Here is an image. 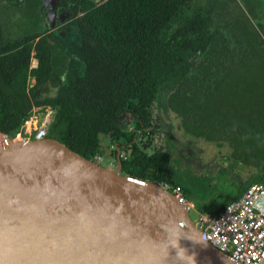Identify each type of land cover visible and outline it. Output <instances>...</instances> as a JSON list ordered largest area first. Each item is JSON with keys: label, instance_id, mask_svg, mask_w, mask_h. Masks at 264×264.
<instances>
[{"label": "trees", "instance_id": "16d2710c", "mask_svg": "<svg viewBox=\"0 0 264 264\" xmlns=\"http://www.w3.org/2000/svg\"><path fill=\"white\" fill-rule=\"evenodd\" d=\"M56 8L70 14L63 33L46 23L43 0H0V132L16 135L35 107H52L48 137L87 158H113L111 145L126 135L121 116L149 130L155 103L184 132L245 155L264 182V0H57ZM7 13L20 18L13 29ZM131 145L123 174L180 184L191 201L198 181L203 193L211 186L210 176L175 168L169 151ZM240 195H219L209 212Z\"/></svg>", "mask_w": 264, "mask_h": 264}, {"label": "water", "instance_id": "95a60500", "mask_svg": "<svg viewBox=\"0 0 264 264\" xmlns=\"http://www.w3.org/2000/svg\"><path fill=\"white\" fill-rule=\"evenodd\" d=\"M43 1L56 21L57 0ZM122 169L119 154L113 167L54 137L5 134L0 264H237L170 191Z\"/></svg>", "mask_w": 264, "mask_h": 264}, {"label": "built area", "instance_id": "2783aa9c", "mask_svg": "<svg viewBox=\"0 0 264 264\" xmlns=\"http://www.w3.org/2000/svg\"><path fill=\"white\" fill-rule=\"evenodd\" d=\"M35 107L32 116L27 119L18 136L28 139H42L47 137L49 127L56 110L47 107ZM5 136L0 132V139ZM129 149V148H128ZM124 149L121 159H127L131 149ZM99 164L105 162L102 154H95L92 158ZM107 165L116 167V159ZM170 191L178 202L185 205L191 217V210H196L193 201L189 200L180 184L168 181L159 182ZM197 212V218L191 219L201 230L204 238L222 252L226 253L237 264H264V182L250 184L239 198L232 200L219 212Z\"/></svg>", "mask_w": 264, "mask_h": 264}, {"label": "flooded vegetation", "instance_id": "af4514ba", "mask_svg": "<svg viewBox=\"0 0 264 264\" xmlns=\"http://www.w3.org/2000/svg\"><path fill=\"white\" fill-rule=\"evenodd\" d=\"M162 108L165 107H159V105L156 106L155 103L153 104V118L149 130H147L148 127L143 128V130L140 129V127L137 126L136 119L132 118L130 114L125 113L124 116H121L120 125L123 131L126 132L127 137L124 138L125 135L120 139L119 144L116 143L111 145V148L117 149L116 156L112 158L114 160L116 159L117 164L118 154L121 157V153L124 150L123 147L127 145L128 148H131L132 142H138L142 146H145L144 149L150 154L156 150L169 151L173 155L175 168H186L199 178L211 177V174L218 170L222 172L224 169L228 168L231 162L236 163L241 161L248 167H251V164L245 161V155L243 158H236L228 147L213 142H207L203 138L195 137L184 132L181 127L180 119L177 116L171 119L178 121V129L174 130V122L167 124L164 121L165 125L163 126L155 118V114L158 113L159 110L161 111ZM157 136L161 142L164 141L165 143H163L161 147L153 145L155 143V137ZM255 169L257 170L256 167ZM245 175L246 173L244 175H238V181L240 183H244L243 178ZM245 186L246 184L244 187Z\"/></svg>", "mask_w": 264, "mask_h": 264}, {"label": "rangeland", "instance_id": "374dc122", "mask_svg": "<svg viewBox=\"0 0 264 264\" xmlns=\"http://www.w3.org/2000/svg\"><path fill=\"white\" fill-rule=\"evenodd\" d=\"M95 2H101L102 0H94ZM239 2H243L244 0H238ZM57 7V6H56ZM56 14L58 15L56 21L55 19H50L49 17V13L50 11L48 10V8L46 9V23L48 24V26L50 28L53 29H60L62 28L63 31L65 30H69L70 27H68V22L70 21V14L63 12L61 9L56 8L55 9ZM9 16H12L13 18L10 20L9 19H5L4 23V27H6V29H13V25L15 26L18 21H20V18L17 16H14L13 14L11 15V13H7ZM21 18H23L24 20L26 19H30V16L28 14H24L22 16H20ZM53 21V22H52ZM61 29V30H62ZM60 33V32H59ZM55 89H52L51 92H54ZM45 110H40V113L43 115ZM164 116V118L162 117ZM175 117V114L172 115V113H170V115L168 116L166 113L164 114V111L159 110L158 113L155 114V118L159 121L160 124H162L163 126L165 125L164 120L166 119V121H168V123H175V128L174 130L178 129L177 125H178V121H174L171 118ZM163 142H161L158 139V136L155 137V143L153 145L161 147L163 146ZM165 144V143H164ZM112 159V157H109V154H105V162H103L104 165H107L108 162ZM251 165V167H248L247 165H245V163L238 161L236 163H229L228 168L224 169L222 172L220 170L214 172L211 174V186L209 188H207L205 190L206 193H203L202 189L204 187V183H202V188H201V182L198 181L197 184V188L192 192L191 197L194 200V204L196 207V210L198 209V207L200 206H205L206 209H208V211L211 210H215L220 204L219 203H213V199H215L216 197H218L219 195V201L221 202L223 200V198L230 196V197H235L236 194H242L244 192V190L248 187V185L257 182V179L255 176L257 174H259V171L257 172V170L255 169V167ZM245 175V177L243 178L244 183L247 185L244 187V183H240L238 181V175ZM206 187V186H205ZM204 187V188H205ZM212 201V202H211ZM211 203V204H210ZM210 204V205H209ZM212 206V207H211ZM209 207H211L209 209ZM196 210H191V217L193 219L197 218V212ZM210 210V211H211Z\"/></svg>", "mask_w": 264, "mask_h": 264}, {"label": "crops", "instance_id": "0c3cea01", "mask_svg": "<svg viewBox=\"0 0 264 264\" xmlns=\"http://www.w3.org/2000/svg\"><path fill=\"white\" fill-rule=\"evenodd\" d=\"M32 65H33V66H36V65H37V59H35V58L33 59V61H32Z\"/></svg>", "mask_w": 264, "mask_h": 264}]
</instances>
